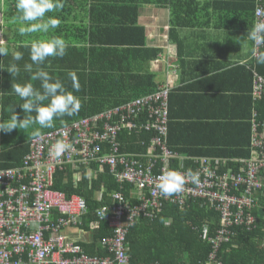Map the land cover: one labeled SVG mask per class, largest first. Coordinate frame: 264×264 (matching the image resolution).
<instances>
[{"label": "trees", "instance_id": "16d2710c", "mask_svg": "<svg viewBox=\"0 0 264 264\" xmlns=\"http://www.w3.org/2000/svg\"><path fill=\"white\" fill-rule=\"evenodd\" d=\"M62 3L61 9L47 12L44 18L45 21L49 17L58 19L57 28L50 29L48 33L25 35L18 33L23 40L22 44L17 46L16 52H21L23 58L16 61L20 70L17 76L12 77L7 68L2 71L4 86L0 87V122L9 120L15 112L20 120L24 115H31L35 120L34 112L30 114L23 112L20 104L24 101L11 90V87L12 83L27 84L26 80L31 79L39 69L47 71L54 80H61L67 90L73 91V94L81 99V109L74 116L55 118L51 128L41 129L38 123L33 122L27 128L14 129L11 132L0 131V170L22 165L24 157L30 152V141L36 137L35 128L43 135L156 91L154 75L149 70L144 74H136L133 67L136 61L149 64L156 60L161 52L160 49L147 46V31L138 23L143 6L168 5L172 12V31L180 27H194L196 24L187 23L186 19L179 17L178 13H181L184 4L171 0H62ZM15 4L16 0H4L2 5L0 3V15L6 21L18 19L19 13ZM249 4L248 7H242L243 11L240 6H236L233 9L237 14L235 17L231 16L233 11L230 8L233 6H229L228 3L226 4L229 6L228 9L219 6L218 9L224 10L225 14L209 17L205 26L228 31H232L231 28L234 27L243 32V36L244 33L247 35L248 30L258 22L255 14L258 0L254 6L253 1ZM262 4L264 7V1ZM23 24L25 25L23 27L29 26ZM52 36L64 39L67 45L66 55L62 58L48 57L41 65L33 64L30 58L31 43L36 40H47ZM172 41L174 42V37ZM177 44L178 51L181 52V43ZM7 50V57L10 58L9 49ZM261 52H264V45ZM3 59L0 56V68ZM29 60L35 66V70L31 72L26 71L24 67ZM252 70L264 77V64H258L256 60L253 62L248 70L251 78ZM69 71H75L77 74L81 85L79 92L72 89V82L67 76ZM40 85L39 80L33 81L34 88L42 92ZM49 102L46 100L43 104L47 105ZM257 110L260 120L264 121L263 100L258 102ZM2 135L6 136V140L1 139ZM252 135L253 123L248 145L209 146L211 152L176 150L169 142L168 121L167 144L176 155V159L172 161V168L196 171L199 166L194 159L207 158L212 160V167L218 174L245 176L251 156ZM153 136L154 132L150 131L122 132L120 134L122 150L146 153ZM94 164L81 167L80 170L69 166L64 171L57 172L54 175V189L68 196L79 195L87 201L89 213L84 218L81 228L91 231L93 224L98 225L92 229L93 244L90 248L93 251L83 243L80 245L82 244L87 254L91 256L105 257L108 253L102 248L100 241L112 237L113 233L106 221H100L97 217V210L104 206H112L115 201L112 195L118 191L122 192L132 205H138L140 201L135 194L132 195V191L134 192L132 186L119 183L109 168L100 170V167ZM90 169H93L96 177H88ZM76 173L79 174L77 181L73 179ZM101 192L102 198L98 199ZM259 205L253 213L257 218L256 226L250 229L243 225L233 227L231 231L234 237L230 242L222 244L215 255L219 263L264 264V198H261ZM161 217L169 219L168 227L161 223ZM221 227L220 213L202 206L199 201L191 200L184 206L164 204L155 218L141 217L129 229L126 240L130 264H216L208 238L214 237Z\"/></svg>", "mask_w": 264, "mask_h": 264}, {"label": "built area", "instance_id": "2783aa9c", "mask_svg": "<svg viewBox=\"0 0 264 264\" xmlns=\"http://www.w3.org/2000/svg\"><path fill=\"white\" fill-rule=\"evenodd\" d=\"M263 1L258 0V22L264 21ZM262 46H255L258 53ZM252 79L253 99L264 101V77L252 70ZM171 90L170 83L158 86L152 94L36 136L21 166L0 170V264H130L126 239L137 220L155 218L164 204L184 206L191 200L220 213L222 227L208 240L215 263L221 264L215 255L234 237L231 229L256 226L253 213L264 198V122L253 120L245 176L218 174L211 159L197 158L200 185L188 182L181 193L164 198L155 183L163 170L173 169L172 161L176 159L167 144ZM257 115L255 112L254 118ZM142 131L154 132L146 153L123 152L120 134ZM61 139L73 148L55 159L49 149ZM93 163L100 169L109 168L119 183L132 186L140 201L132 205L118 191L112 195V206L97 210V217L106 221L113 233L100 241L108 253L105 257L87 254L66 234V230L82 226L89 213L87 201L54 189L57 172L69 166L80 170Z\"/></svg>", "mask_w": 264, "mask_h": 264}, {"label": "crops", "instance_id": "0c3cea01", "mask_svg": "<svg viewBox=\"0 0 264 264\" xmlns=\"http://www.w3.org/2000/svg\"><path fill=\"white\" fill-rule=\"evenodd\" d=\"M171 1L184 4L178 16L186 19L187 23L196 24L172 31V12L168 5L143 6L138 23L147 31V46L160 49L161 52L149 64L140 61L133 63L134 73L144 74L149 70L155 77L157 87L167 83L172 87L169 99L170 144L176 150L193 152H211L209 146L248 145L253 120L264 122L258 114V102L251 94L253 79L248 71L254 62V43L234 27L228 31L205 25L209 17L225 14L224 10L218 9L219 6L224 9L233 6L230 8L232 11L240 6L243 11L242 7L250 6V1H253L254 6L257 0ZM3 2L0 0L1 5ZM227 3L230 5L227 6ZM231 16L237 14L233 11ZM0 25V47L10 52V58L2 56L0 87H3L2 71L13 63L19 67L12 57L23 40L18 34L19 28L25 25L16 18L6 21L1 15ZM178 42L182 46L181 52L178 51ZM25 64L32 63L29 60ZM32 70H35L33 64ZM26 81L33 84L35 80L31 78ZM255 112L258 114L256 118ZM1 139L6 140V136L2 135ZM88 174L89 178L96 177L93 169L88 170ZM133 194L139 197L136 190L132 191ZM101 198L102 192L98 194V199ZM97 225L93 224L91 231L81 227L68 229L66 234L93 251L90 248L93 244L92 229Z\"/></svg>", "mask_w": 264, "mask_h": 264}, {"label": "clouds", "instance_id": "9594fccd", "mask_svg": "<svg viewBox=\"0 0 264 264\" xmlns=\"http://www.w3.org/2000/svg\"><path fill=\"white\" fill-rule=\"evenodd\" d=\"M15 7L19 13L18 19L28 24L27 27H20L21 35L31 33H48L50 29H55L59 25V20L49 17L45 21V14L63 7L62 0H16ZM247 37L254 43L255 46L264 45V21L257 22L251 30H248ZM67 45L64 39L60 36H52L47 40H36L31 43L30 58L33 64L41 65L48 57H63L66 55ZM8 50L5 47H0V56H6ZM252 56L258 64H264V52H257L256 47L252 49ZM23 58L21 52L13 54L14 61H20ZM25 70L31 72L32 64H25ZM12 77L19 74L18 66L13 63L6 69ZM68 78L72 82V89L79 92L81 85L75 71L67 73ZM33 80L41 82L42 92L34 88L32 83L21 85L12 83L11 90L19 96L24 102L20 104L24 113H35V120L31 115H24L22 120L18 119V114L15 112L7 121L0 122V131L11 132L14 129L27 128L33 122L38 123L41 129L53 127L54 119L65 115L71 117L79 113L81 109V99L65 88L64 84L59 79L53 77L45 70H37L33 76ZM50 101L44 105V101ZM40 131L34 133L35 136H40ZM73 145L65 140H57L50 146L49 155L55 159H60L61 156L71 150ZM74 180L79 179V174L73 175ZM199 186L200 174L198 171L188 169L181 172L175 169L163 170L162 174L156 179L155 189L164 198L179 194L184 190L186 183ZM131 217V216H130ZM130 219V218H129ZM164 227L169 226V219L160 218Z\"/></svg>", "mask_w": 264, "mask_h": 264}, {"label": "rangeland", "instance_id": "374dc122", "mask_svg": "<svg viewBox=\"0 0 264 264\" xmlns=\"http://www.w3.org/2000/svg\"><path fill=\"white\" fill-rule=\"evenodd\" d=\"M36 129V131L38 130L37 128H35Z\"/></svg>", "mask_w": 264, "mask_h": 264}]
</instances>
